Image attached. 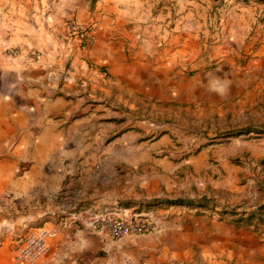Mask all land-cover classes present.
Here are the masks:
<instances>
[{
  "label": "rangeland",
  "instance_id": "obj_1",
  "mask_svg": "<svg viewBox=\"0 0 264 264\" xmlns=\"http://www.w3.org/2000/svg\"><path fill=\"white\" fill-rule=\"evenodd\" d=\"M78 6L80 22L67 18L64 32L42 31L68 56L73 42L81 50L104 28L116 61L87 63L98 73L93 96L80 102L87 91L73 95L70 121L93 119L96 135L70 152H82L84 163L75 160V167L92 168L98 177L75 179V225L117 207L151 215L161 231L127 264H155L159 254L180 264H213V257L220 264H264V0H75ZM10 49L32 57L21 56L23 65L38 57L32 47H9L10 58H16ZM52 88L62 96L59 84ZM66 107L55 117L63 118ZM9 116L0 100V121ZM35 142L0 125V159L13 158L12 179L23 175L24 153ZM56 143L48 142L45 152H56ZM98 152L115 157L98 158ZM132 152L145 155L136 163ZM153 162L165 165L157 186L146 190L136 179L155 174ZM176 198L187 203L168 202ZM227 229L249 231L254 239L240 234V243ZM166 230L180 231L184 242L172 234L164 246L158 236ZM112 251L93 242L86 255L102 264Z\"/></svg>",
  "mask_w": 264,
  "mask_h": 264
},
{
  "label": "crops",
  "instance_id": "obj_2",
  "mask_svg": "<svg viewBox=\"0 0 264 264\" xmlns=\"http://www.w3.org/2000/svg\"><path fill=\"white\" fill-rule=\"evenodd\" d=\"M82 7L83 4L80 11ZM78 10L79 6L75 10V0H0V100L10 110V116L1 120L0 125L8 133L36 140L33 151L24 153L25 170L21 178L12 179L10 175L14 167L11 166L13 158L10 155L0 159V264H98L95 257L89 259L86 255L93 242L102 243L113 250L102 264H127L132 254L146 253L147 247L153 243L152 238L161 231L159 226L148 234L128 235L113 240L103 231L91 230L82 220L84 224L81 228L75 225V179L79 183H87L98 177L92 168L75 167V160H79V164L84 163L82 152H70L87 144L96 135L93 119L70 121V110L75 107L73 95L78 91H87L80 97V102L85 97L93 96L91 79L98 73L88 70L87 63L108 61L113 64L116 61L112 51L115 42L108 39L104 28L95 30L98 37L81 50L75 48L73 42L68 56H62L64 51L57 38L52 39L51 33L47 35L42 31L48 28L52 33L55 30L57 33L64 32L65 19L81 21ZM33 28L39 30L42 36L34 37L31 32ZM9 47H32L38 51V57L35 62L23 65L20 63L21 56L10 58L4 53ZM66 65L67 69L64 70ZM137 81L144 84L142 79ZM57 84L62 96L54 94L58 91L52 87ZM66 94L74 98L73 104ZM81 105L82 110L87 111L91 104L83 102ZM65 107L61 113L63 118L55 117L53 112ZM50 141L57 142L54 148L56 152H45ZM144 155L145 152H132L131 159L138 163ZM97 156L113 159L115 152H98ZM197 161L193 159L195 165ZM164 165L153 162L150 168L155 174L137 178V183L146 190L157 186L161 176L157 172L161 168L163 170ZM5 192L12 196L2 197ZM102 211L113 217L130 216V211L124 208L117 207L113 212ZM38 221L41 226L32 227ZM37 228L55 230V235L47 240L46 250L32 261H16L13 251L15 237ZM227 231L236 233L238 241L240 234L254 239L249 231ZM172 234L171 240L184 242L178 230H166L158 237H161L164 245ZM218 239L215 243H221L222 238L219 242ZM252 251L249 250L250 253ZM209 261L213 264L221 262L216 257ZM155 264L180 263L159 254Z\"/></svg>",
  "mask_w": 264,
  "mask_h": 264
},
{
  "label": "built area",
  "instance_id": "obj_3",
  "mask_svg": "<svg viewBox=\"0 0 264 264\" xmlns=\"http://www.w3.org/2000/svg\"><path fill=\"white\" fill-rule=\"evenodd\" d=\"M8 53L14 57L22 56L25 61L32 60L26 52L18 49H10ZM85 223L91 230L103 231L113 239L148 234L159 227L157 220L147 214L113 217L106 211L92 212ZM54 235L53 229L37 228L16 236L13 241L15 260L29 262L40 257L47 248V240Z\"/></svg>",
  "mask_w": 264,
  "mask_h": 264
},
{
  "label": "trees",
  "instance_id": "obj_4",
  "mask_svg": "<svg viewBox=\"0 0 264 264\" xmlns=\"http://www.w3.org/2000/svg\"><path fill=\"white\" fill-rule=\"evenodd\" d=\"M168 202L175 203V204H183V203H187L186 200L181 199V198H176V199L170 200V201H168Z\"/></svg>",
  "mask_w": 264,
  "mask_h": 264
}]
</instances>
